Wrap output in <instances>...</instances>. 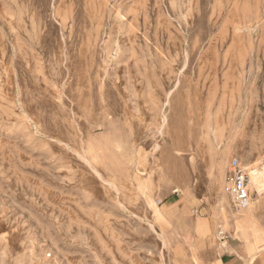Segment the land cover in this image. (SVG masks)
Instances as JSON below:
<instances>
[{
	"label": "rangeland",
	"instance_id": "rangeland-1",
	"mask_svg": "<svg viewBox=\"0 0 264 264\" xmlns=\"http://www.w3.org/2000/svg\"><path fill=\"white\" fill-rule=\"evenodd\" d=\"M233 158L264 166V0H0V264H251Z\"/></svg>",
	"mask_w": 264,
	"mask_h": 264
},
{
	"label": "built area",
	"instance_id": "built-area-1",
	"mask_svg": "<svg viewBox=\"0 0 264 264\" xmlns=\"http://www.w3.org/2000/svg\"><path fill=\"white\" fill-rule=\"evenodd\" d=\"M256 174H261L264 177V166L249 167L238 158L231 160L223 190L230 197L235 207H246L255 195L256 192L252 189L251 179Z\"/></svg>",
	"mask_w": 264,
	"mask_h": 264
},
{
	"label": "crops",
	"instance_id": "crops-1",
	"mask_svg": "<svg viewBox=\"0 0 264 264\" xmlns=\"http://www.w3.org/2000/svg\"><path fill=\"white\" fill-rule=\"evenodd\" d=\"M208 244L203 248V250L200 253V258L204 262V264H209L207 262V256L206 251L208 250ZM232 246H235L236 248L239 247V245L236 242H232ZM234 248V247H232ZM235 249V248H234ZM234 253L237 252H230L226 248L222 249V252H217L219 258H220V264H250V261L248 262L246 258L239 257L235 255ZM263 254V253H262ZM261 255V254H260ZM260 255L254 259H252L251 264H264V254L260 257Z\"/></svg>",
	"mask_w": 264,
	"mask_h": 264
},
{
	"label": "bare ground",
	"instance_id": "bare-ground-1",
	"mask_svg": "<svg viewBox=\"0 0 264 264\" xmlns=\"http://www.w3.org/2000/svg\"><path fill=\"white\" fill-rule=\"evenodd\" d=\"M243 31V30H242ZM263 166V165H262ZM252 189L256 192L255 195L250 199L248 205L244 208H239L241 213L236 216V218L241 217L242 221L250 220L251 217L256 213L259 208V204L257 202H253L256 199V196H261L264 194V177L261 174H256L252 176L251 179ZM225 193V192H224ZM226 194V193H225ZM227 195V194H226ZM228 196V195H227ZM227 203V202H226ZM229 204V203H228ZM227 204V205H228ZM233 207V206H232ZM238 209V210H239ZM234 210V209H233ZM232 211V210H231ZM238 214V213H237ZM229 215V214H228ZM241 215V216H240Z\"/></svg>",
	"mask_w": 264,
	"mask_h": 264
}]
</instances>
